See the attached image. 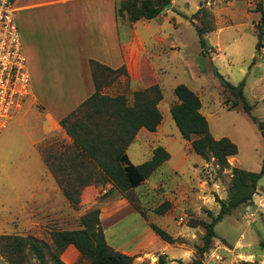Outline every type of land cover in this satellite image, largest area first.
Listing matches in <instances>:
<instances>
[{
	"label": "rangeland",
	"instance_id": "374dc122",
	"mask_svg": "<svg viewBox=\"0 0 264 264\" xmlns=\"http://www.w3.org/2000/svg\"><path fill=\"white\" fill-rule=\"evenodd\" d=\"M168 3L171 7L160 13L166 17L161 28L155 19L150 21L148 30L141 28L150 60L158 69L162 120L146 142L133 140L126 153L133 164H140L161 145L169 158L140 185L111 196V201L105 200L113 188L99 180L89 184L92 190L80 188L73 205L60 192L53 191V182L42 161L43 158L50 169L68 171L69 163L58 155L71 153L72 142L59 132L42 140L50 130L41 107L31 98L30 87L26 94H8L10 105L0 108V234L30 236L50 245L51 230L78 228L80 216L98 208L108 244L128 253L137 264H159L160 255H164L166 264L199 258L197 247L202 245L203 225L219 210L214 194L227 200L231 170H221L214 158L204 159L196 154L190 141L182 138L170 114V107L176 102L173 89L177 84L192 89L201 100L200 112L206 117L212 136L228 137L236 144L238 152L228 158L230 166L258 172L264 160L261 132L236 98L220 85L212 68L232 84L245 78L243 94L264 132V20L262 33L257 37L261 22L257 6L260 4L264 12V0ZM200 8L204 11L194 15ZM195 26L210 29L203 35L210 46L207 55L201 54ZM157 33L163 42L155 44L151 35ZM95 73L101 94H122L132 103L133 92L123 71L96 68ZM46 196L51 200L43 201ZM252 200H256L254 209L253 201L235 207L215 225V237L202 255L201 264L254 260L263 264L264 172ZM165 203L161 214L154 211ZM150 223L166 231L172 241L162 240ZM60 257L66 264H88L74 247H67ZM45 258L47 264H52L47 254ZM0 264H8L1 253ZM28 264L38 263L30 259Z\"/></svg>",
	"mask_w": 264,
	"mask_h": 264
},
{
	"label": "trees",
	"instance_id": "16d2710c",
	"mask_svg": "<svg viewBox=\"0 0 264 264\" xmlns=\"http://www.w3.org/2000/svg\"><path fill=\"white\" fill-rule=\"evenodd\" d=\"M170 0H117L115 14L125 17L129 22L140 19L150 20L157 17ZM258 24L259 39L262 33L264 12L261 5ZM203 8L194 15L203 12ZM202 47V55L208 54L209 45L204 34L210 29L195 26ZM259 45V42H257ZM95 92L82 102L75 110L59 120L60 126L71 138L74 147L67 156L58 155L63 162L69 163V170H54L58 185L67 201L75 204L77 195L83 186L92 183H109L112 190L125 193L144 182L162 163L169 158L168 151L161 145L156 146L151 157L133 164L126 153L140 128L155 131L162 120L158 103L162 92L157 83L133 92L132 103L129 104L122 94L110 96L101 94L96 83V68L111 69L90 61ZM213 73L219 78L220 85L227 89L241 104L242 111L255 124L264 139L262 125L252 115V106L243 94L245 78L237 84L227 81L216 68ZM116 71H124L120 68ZM176 102L170 107V114L183 139L190 141L192 150L208 159L214 158L219 169L231 170V180L227 190V200L214 194L219 210L209 222L204 224L202 245L197 247L199 258L188 263L201 264L202 255L210 249L215 237L214 227L231 209L252 202L257 183L264 172V160L258 172L230 166L228 158L235 156L238 148L228 137L214 138L209 131L206 117L200 112L199 96L185 84H177L173 89ZM237 102H235L236 104ZM95 117V118H93ZM101 180V181H99ZM111 191H109V195ZM106 196V195H105ZM167 204L154 211L161 214ZM210 213V212H209ZM151 229L164 241L172 238L159 226L150 223ZM50 245L36 241L30 236L0 234V253L5 255L8 264H28L30 259L38 264H47L45 254L52 264H66L60 257L62 252L72 245L87 260L88 264H137L133 257L111 247L100 224L99 209L94 208L79 218V227L75 229H56L50 232ZM264 246V243L262 244ZM159 264H166L164 255L158 257ZM145 264V263H141ZM237 264H260L259 261H240Z\"/></svg>",
	"mask_w": 264,
	"mask_h": 264
},
{
	"label": "crops",
	"instance_id": "0c3cea01",
	"mask_svg": "<svg viewBox=\"0 0 264 264\" xmlns=\"http://www.w3.org/2000/svg\"><path fill=\"white\" fill-rule=\"evenodd\" d=\"M12 2L30 79L31 98L41 107L50 130L42 140L59 132L72 142L59 120L95 92L90 61L111 69L110 72L123 68V76L127 78L131 92L159 83L158 69L150 60L141 28L148 30L150 21L154 19L161 28L166 20L163 14L150 20L129 22L125 17L116 16L117 0ZM151 38L155 44L163 42V37L158 33L151 35ZM96 83L100 87L98 79ZM156 130L140 128L133 140L146 142ZM42 161L45 172L53 182V191L63 195L54 170L47 166L43 158ZM82 188L92 190L90 185ZM117 195L121 193L111 190L110 197L105 201H111ZM44 200L51 199L46 196ZM59 200H63L62 197ZM252 201L254 209L256 200ZM235 244L242 247L239 243ZM261 261L264 264L263 258Z\"/></svg>",
	"mask_w": 264,
	"mask_h": 264
},
{
	"label": "built area",
	"instance_id": "2783aa9c",
	"mask_svg": "<svg viewBox=\"0 0 264 264\" xmlns=\"http://www.w3.org/2000/svg\"><path fill=\"white\" fill-rule=\"evenodd\" d=\"M29 85L13 2L0 0V108L10 105L6 100L8 94H26Z\"/></svg>",
	"mask_w": 264,
	"mask_h": 264
},
{
	"label": "water",
	"instance_id": "95a60500",
	"mask_svg": "<svg viewBox=\"0 0 264 264\" xmlns=\"http://www.w3.org/2000/svg\"><path fill=\"white\" fill-rule=\"evenodd\" d=\"M170 7H171V4L170 3L164 4V8H170Z\"/></svg>",
	"mask_w": 264,
	"mask_h": 264
}]
</instances>
